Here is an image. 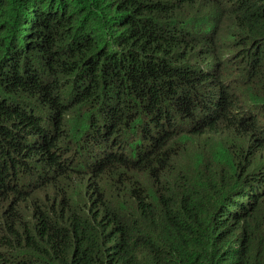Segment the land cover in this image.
<instances>
[{"label": "trees", "instance_id": "1", "mask_svg": "<svg viewBox=\"0 0 264 264\" xmlns=\"http://www.w3.org/2000/svg\"><path fill=\"white\" fill-rule=\"evenodd\" d=\"M21 92L78 110L73 137L98 101L133 134L89 166L78 205L53 144L11 143ZM262 120L264 0H0V216L11 225L2 252L17 264H264V186L252 190L261 202L250 217L228 215L247 187L228 199L216 155ZM182 129L232 138L197 146L185 178L172 169Z\"/></svg>", "mask_w": 264, "mask_h": 264}, {"label": "clouds", "instance_id": "2", "mask_svg": "<svg viewBox=\"0 0 264 264\" xmlns=\"http://www.w3.org/2000/svg\"><path fill=\"white\" fill-rule=\"evenodd\" d=\"M234 40L227 37L226 48L233 49ZM57 49L58 47L55 53H57ZM40 69L44 76L49 77L53 81L52 69L51 76L43 68V65H40ZM19 96L24 108L16 114L18 118L22 117L23 119L30 120V124L24 126L17 118V126L10 137L13 139L11 143L13 145L38 147L53 144L52 147H48V154L52 160H55L66 168L70 175L65 176V178L81 176V179H65L68 186L69 198L72 201L75 195L81 196L82 185L87 183L91 178L89 166L97 167L113 159L119 153L118 146L121 141H133L132 133H127L125 128L114 126L113 122L109 121L111 116L108 110H104L98 106L99 101L95 103L92 111L89 113L81 134L73 137L72 128L80 115L78 110L75 109L72 113H69L66 110L67 108L60 109L59 107L61 106L59 105L43 107L39 105L44 102V97L40 93L34 97L28 92H21ZM104 120H107V124L102 129L96 130L97 136L91 137L89 134L93 123ZM181 134L189 135L191 133L186 129H182L179 131V135ZM229 137L232 138V136ZM254 142H261L263 144L257 146ZM263 147L264 120L254 127L248 137L238 138L235 144L220 155L222 162L226 167H230L234 176V179L225 182V185L228 187L225 190L228 199L236 197L237 191L235 188L237 184L247 187L243 196L235 199L228 205V215L246 214L247 217H250L258 210L261 201H256V195H254L253 191L264 186V184L261 185V182L264 181V179H261V177H264V169L262 170V174H260L264 158H258V162L249 160V158L252 155L258 156L264 154ZM30 162L32 168L45 172V179L51 176L52 171L42 169L39 162ZM84 163H86V166L83 165ZM120 204L118 208H120ZM224 209H219V213ZM261 215L264 217V213ZM0 219L2 221V230H0V264H17L2 252V247L5 244L7 236L11 233V225L2 216H0Z\"/></svg>", "mask_w": 264, "mask_h": 264}, {"label": "rangeland", "instance_id": "3", "mask_svg": "<svg viewBox=\"0 0 264 264\" xmlns=\"http://www.w3.org/2000/svg\"><path fill=\"white\" fill-rule=\"evenodd\" d=\"M29 28L24 30V33L21 35L20 43H22L25 39V33L28 31ZM55 69H57L55 67ZM61 76L58 75L55 77V80H58ZM70 113V112H69ZM72 113V112H71ZM228 138H230L226 134H215V133H206L201 135H180V138L178 140V144H175L172 146L173 149L179 150V155L174 161V165L172 167L173 174L174 175H182L183 177H188V162L187 158L191 152L198 146L201 149L206 150L209 148L210 145H221L223 142H225ZM217 156L220 157L221 154L217 151ZM226 171L222 176V181L220 182L221 185H224L226 182V179H234L233 172L230 169V167H226ZM64 179H81V176H71ZM214 202V198L210 205L206 206L208 208L205 210L206 215L204 216L205 223L210 222V211H211V205ZM80 203V197L77 195L74 196V199L72 201V204L78 205Z\"/></svg>", "mask_w": 264, "mask_h": 264}]
</instances>
